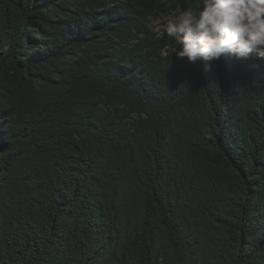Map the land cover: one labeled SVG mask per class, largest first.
Listing matches in <instances>:
<instances>
[{
	"label": "trees",
	"instance_id": "obj_1",
	"mask_svg": "<svg viewBox=\"0 0 264 264\" xmlns=\"http://www.w3.org/2000/svg\"><path fill=\"white\" fill-rule=\"evenodd\" d=\"M200 2L0 0V264H264V58L152 26Z\"/></svg>",
	"mask_w": 264,
	"mask_h": 264
},
{
	"label": "clouds",
	"instance_id": "obj_2",
	"mask_svg": "<svg viewBox=\"0 0 264 264\" xmlns=\"http://www.w3.org/2000/svg\"><path fill=\"white\" fill-rule=\"evenodd\" d=\"M171 52L190 64L264 58V0H201L155 21Z\"/></svg>",
	"mask_w": 264,
	"mask_h": 264
},
{
	"label": "rangeland",
	"instance_id": "obj_3",
	"mask_svg": "<svg viewBox=\"0 0 264 264\" xmlns=\"http://www.w3.org/2000/svg\"><path fill=\"white\" fill-rule=\"evenodd\" d=\"M164 15H165V14H164ZM164 15H162V16H164ZM162 16H161V17H162ZM161 17L157 18L156 20H159ZM156 20H153V21H152V26L155 27L156 30L159 29V30L163 31L162 25H158V24L155 23Z\"/></svg>",
	"mask_w": 264,
	"mask_h": 264
}]
</instances>
